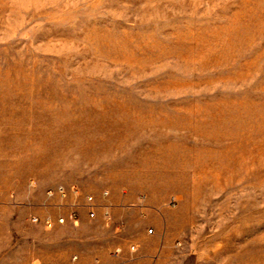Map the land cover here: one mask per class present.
I'll return each instance as SVG.
<instances>
[{"label":"rangeland","instance_id":"374dc122","mask_svg":"<svg viewBox=\"0 0 264 264\" xmlns=\"http://www.w3.org/2000/svg\"><path fill=\"white\" fill-rule=\"evenodd\" d=\"M0 162L133 196L167 264H264V0H0Z\"/></svg>","mask_w":264,"mask_h":264},{"label":"crops","instance_id":"0c3cea01","mask_svg":"<svg viewBox=\"0 0 264 264\" xmlns=\"http://www.w3.org/2000/svg\"><path fill=\"white\" fill-rule=\"evenodd\" d=\"M50 188H15L0 162V264H167L178 256L169 220L153 218L150 232L135 218L133 196Z\"/></svg>","mask_w":264,"mask_h":264},{"label":"built area","instance_id":"2783aa9c","mask_svg":"<svg viewBox=\"0 0 264 264\" xmlns=\"http://www.w3.org/2000/svg\"><path fill=\"white\" fill-rule=\"evenodd\" d=\"M54 190H55L54 188H51L49 191L53 193ZM56 190L60 191L63 195H65L67 189L65 188V186L59 185L58 187H56ZM89 198L92 199V197H89ZM60 221H63V219H60ZM47 222L48 224H50L49 220ZM149 231L152 232V229H150Z\"/></svg>","mask_w":264,"mask_h":264}]
</instances>
